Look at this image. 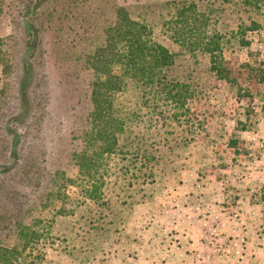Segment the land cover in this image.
<instances>
[{"label":"rangeland","instance_id":"obj_1","mask_svg":"<svg viewBox=\"0 0 264 264\" xmlns=\"http://www.w3.org/2000/svg\"><path fill=\"white\" fill-rule=\"evenodd\" d=\"M36 1L42 0H0V165L8 160L6 123L21 111V58L28 43L22 16ZM167 1L56 0L53 18L46 15L50 7L34 21L42 31L37 79L44 117L23 128L11 122L23 136L22 158L30 167L25 175L0 176L2 244L23 249L26 239L12 224L18 213L21 225L50 230L23 258H47L45 264H264V0L201 4L214 19L211 30L224 36L223 56L237 86L216 78L207 55L188 52L157 27L158 40L176 54L174 77L194 86L188 108L204 120L194 141L180 144L190 133L175 124L159 132L140 125L147 144L163 148L159 165L152 160L141 168L133 189L116 179L114 170L128 165L122 154L103 161L101 194L77 166L75 155L94 148L85 140L95 79L86 54L100 44L118 8L138 18L149 7L166 14Z\"/></svg>","mask_w":264,"mask_h":264},{"label":"trees","instance_id":"obj_2","mask_svg":"<svg viewBox=\"0 0 264 264\" xmlns=\"http://www.w3.org/2000/svg\"><path fill=\"white\" fill-rule=\"evenodd\" d=\"M241 1L245 5L250 2ZM55 2L56 0L36 1L23 12L22 23L28 43L21 58L23 77L18 88L21 111L6 123L5 129V135L10 139L8 160L1 163L0 176L6 178H12L16 174L25 175L30 167L22 158L25 152L22 151L25 147L23 136L13 129L11 122L23 128L32 119L36 118L37 123L44 117L46 100L39 93L41 82L37 79L38 70L41 69L38 60L43 48L42 31L34 21L39 19L43 10L50 7L52 8L46 15L49 20L53 18ZM204 2L205 0H171L163 4L162 9L166 14H157L153 7H149L150 13L138 18L120 7L116 11L115 21L105 28L100 44L86 54L88 63L95 72V79L91 92V129L85 140L94 148L90 153L88 150L77 153L75 159L81 174L97 184L93 186L96 195L98 192L101 194L106 176L103 161L107 162L108 158L114 161L117 156H124L128 165L115 169L114 172L118 175L116 179H125L126 182H122L127 189L134 188L136 179L140 177L137 172L142 171L141 168H146L152 160H156L159 165V154L163 147L159 142L158 145L155 142L147 144V133L140 129V125L147 128L146 131L154 132L171 124L187 129L190 134L185 138L181 136L179 140L183 145L194 141L197 133L204 128V120L191 114L188 108L189 101L195 95L194 86L174 77L177 68L176 54L156 37L159 25L163 35L174 44L188 52L207 55L210 71L218 80L237 86V77L223 56L224 36L211 30L210 26L215 23L212 17L202 13L201 4ZM257 4L258 1L255 2L256 6ZM253 26L258 27L255 23ZM242 44L248 45V42L242 41ZM37 61L39 66L36 65ZM0 62L3 63L1 47ZM246 67L250 68L249 65ZM239 93L241 96L242 92ZM121 145L125 147L123 152ZM151 150L158 155L151 154ZM40 172L41 167L38 170ZM150 173L152 177L155 175L153 170ZM151 183H155V180ZM88 194L93 199L92 193ZM60 213L65 216L69 212ZM18 214L12 216V224L15 225V233L22 240L26 239V242L23 249L19 250L8 248L0 241V264H45L47 258H23L22 253L28 248L33 249L50 230L46 233L45 227L42 231L25 227L20 224L19 219L15 220Z\"/></svg>","mask_w":264,"mask_h":264}]
</instances>
